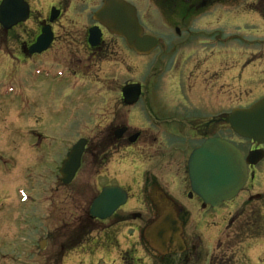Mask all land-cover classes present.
Masks as SVG:
<instances>
[{
  "label": "flooded vegetation",
  "instance_id": "obj_1",
  "mask_svg": "<svg viewBox=\"0 0 264 264\" xmlns=\"http://www.w3.org/2000/svg\"><path fill=\"white\" fill-rule=\"evenodd\" d=\"M102 1L100 4L89 7L86 12L88 20L84 21L79 30L77 26L71 29L72 32H75L73 37L76 40L72 41L70 46H67L70 50L68 53L59 52V49H56L57 53L53 52L56 46L57 27L63 16L62 4L50 5L46 16H44L41 9L34 8L27 1L30 13L26 22L8 30H4L0 25V34H4L7 40L14 39V33L20 36V41H15V43L5 42L0 45V52L8 67L7 69L3 65L5 69L1 67L0 73L5 75L9 71L8 63L12 61H17L19 65L23 66H21L22 70L20 71L19 87L12 85L13 88L18 90L16 94L19 95L21 102H27L29 97L38 98L37 91L39 87H42L44 77L46 76L45 79L49 83L52 79L58 78L55 74L59 70L69 73L71 78L76 74L80 75L85 78L82 79L85 83L92 82L93 76L103 77L99 74L102 69L101 65L107 62L109 57H112L113 48L121 47L124 41L121 38L112 36L104 27L93 21V15L101 6ZM129 3L135 7L137 18L145 33L147 32L143 17H158L164 27L173 29L172 33L179 40L165 43L154 35L158 39V46L154 52H158L157 56L159 55V58H154L151 64L152 68L149 69L145 79L141 80L136 77L135 81L124 84L118 78L119 80H117L118 82L115 83L113 89L118 96L120 106L124 105L122 89L125 85L139 84L141 87V94L135 103V115L132 110L106 112L102 119L105 124L100 126V132L105 133V136H102L103 142L102 140L100 143L98 141L93 142L86 137L87 145L81 157L80 168L84 164L87 166L88 163V167L101 170L100 175L104 174L106 178L108 177L111 180L116 179V176L110 170H118V168L109 167L113 156L128 153V148L134 146L142 136V133L136 130L147 133L142 139L147 142L148 148H152L157 144L163 148L169 147L171 151L160 153L158 150V160L155 167L158 169L160 178L149 175L148 190L141 189V196L145 193L149 196L148 203L140 200L137 211H124L123 208L130 201L127 189L129 187L127 186L125 188L128 193L126 204L111 217L116 221L105 227L103 231V235H107L111 230L115 231L119 225H124L129 235H136L137 241L135 240L129 244L125 243L123 247L117 243L111 252L107 251L108 246L105 245L101 250L103 256L111 259L110 264H117V261L119 264H235V253L229 252L228 247L229 244L233 245L232 240H234L230 237V231L233 230L234 232L237 228L236 223L243 220L244 233L247 235L246 240L243 239L245 240L244 243H258L257 245L261 248V251L260 259H257L264 264V258L261 259L264 254V238L262 237L264 235V145L252 141H242L235 144L244 158L250 152H254V156L256 153L255 158L258 155L261 157L260 160L256 159L254 165L248 166L247 182L238 197L216 209L208 206L204 207L202 201L191 192L187 173L183 176L178 172L181 167H174L177 164L175 159L178 155H182L190 145L194 146L193 149L197 148L205 139L218 136L221 132L230 131V126L227 123L230 112L237 108H245L235 106L236 95L249 98L253 91H259L258 89H251L252 77L249 75L250 72L247 74L250 62H246L242 66L228 62L224 64L228 66L226 71L220 75L219 48L230 46L235 50L243 51L242 54H244L246 47H252L256 53H259L258 57L264 62V0H133ZM52 7L60 12L58 17L50 24L53 41L46 51L30 54L29 49L40 35L42 27L49 24L50 9ZM209 8L213 10L209 11ZM209 16L214 21H212V25L216 27L213 30L214 32H209L204 23L207 22L205 20ZM28 23H31L33 28L28 29ZM92 28L98 29L95 39L97 43L94 45L89 43V31ZM63 29L67 30L66 27H63ZM182 34L185 36L181 37ZM21 37H24V39H21ZM211 41H214V43H211ZM11 50H14L16 54L11 55ZM126 50L134 57L135 54L130 49L126 48ZM58 54L59 56L61 54L62 63L59 61ZM77 56L79 57L76 58ZM11 57L13 58L11 59ZM65 60L69 61L67 65L64 63ZM122 67L123 65H121V69ZM92 68L95 71H92ZM135 73L137 76L140 73L138 65L135 66ZM257 76L264 77L262 67H260ZM103 80L100 79L98 82L101 83V87L105 86V89H103L104 94L108 93V85L107 82L104 85ZM261 84L264 85V82ZM7 88H10L9 84L0 85V92L4 93L3 91ZM74 89L75 87H70V91H74ZM236 89H238L237 93ZM45 91L47 92V89ZM159 91L165 93L163 102L156 99V94ZM102 101L106 108L107 100L102 99ZM22 110H26V107H23ZM134 118L136 122L138 121L139 126L144 129L136 127L135 124L137 123L134 122ZM48 122L49 124L43 122L40 125V131L29 129L22 133L21 143L24 146L32 147L34 154H36L34 150L37 151L38 155L42 153L44 156L42 159L45 158V166L41 169L45 168L44 174L48 176L46 179L60 182L61 163L80 138L74 142H62L64 153L60 156L58 122ZM123 127L126 130L125 133L121 139H116L115 131ZM21 128L23 129V126ZM136 133H138L136 141L129 143V139ZM94 144L96 146L100 144L99 157L91 149ZM183 145L185 148H181ZM11 160L10 154H5L4 159H1L0 156V162L4 164L11 163ZM43 175L37 174V183L40 182L38 177ZM169 179L172 180V184H177V197L169 191ZM70 184L62 185L66 188ZM109 185L116 184H106L104 186ZM159 189L162 190V194L173 199L178 207L176 212L178 213L177 218L180 223V237L182 240L179 252H157L149 247L143 237L144 229L153 224L166 208L162 205L164 199L161 194H158L160 193ZM54 191L58 192V188ZM26 198L28 199L27 196ZM239 198L243 202L236 207L234 203ZM31 201L34 202V198H31ZM193 205L200 210L198 212L201 214V216L199 215L202 220L200 224L203 223L206 227L211 226L213 235L207 234L205 237L203 235L194 237L191 234L193 230L190 232L187 229L192 222L190 207H193ZM52 207L54 210L51 216L53 219H57L56 207L54 204H52ZM87 217L92 221H96L90 218L88 212ZM107 221L96 222L105 223ZM53 227L55 225L51 226V228ZM201 228H199L200 231ZM82 229L87 230V227L83 226ZM72 236L73 238H65L63 242H57L53 245L54 249L52 252L50 251V256L54 262L69 257L76 250V248H73L76 244L75 233ZM125 240H128V236ZM240 243L242 242L238 241V244ZM136 245L143 248L146 257L135 254V251H138ZM6 247H10V244L6 243ZM222 248L226 252H220ZM115 249L119 250L118 257L111 258ZM2 258L5 259L6 255Z\"/></svg>",
  "mask_w": 264,
  "mask_h": 264
},
{
  "label": "rangeland",
  "instance_id": "obj_2",
  "mask_svg": "<svg viewBox=\"0 0 264 264\" xmlns=\"http://www.w3.org/2000/svg\"><path fill=\"white\" fill-rule=\"evenodd\" d=\"M22 1L25 3L28 1L34 8L41 9L44 16H46V12L50 5L62 4L63 16L57 27V39L56 46L53 50L54 53H57L56 49H59V52L64 51L65 53L70 51L67 46H70L71 42L76 40L75 37H73L75 32H72L71 29L77 26L79 30V27L82 26L84 21L88 20L86 12L89 10V7H92L94 4H100L101 2V0ZM126 1L133 2V0ZM53 10L58 12L55 7H52L50 9V16ZM208 10L212 11L213 9L209 8ZM210 17L211 16L207 17V20H205L207 22L204 23L209 32H214L213 30H215L216 27L212 25L213 20ZM143 21L146 24L145 30L147 34L156 35L165 43L179 40V38H176L172 33L173 29H168L163 26L160 18L143 17ZM164 25L166 26L165 22ZM63 27H66L67 30H64ZM27 28H33V25L28 23ZM69 33L72 35L70 36ZM14 35V39L10 38L7 40L4 34H0V45L5 42L15 43V41H20L19 34L14 33ZM184 36V34L181 35V37ZM21 39H24V37H21ZM211 43H214V41H211ZM126 48L124 43L121 47L117 46L113 48L111 52L112 57H109L108 61L101 65L102 69L99 74L103 76L102 78L93 76L91 79L92 82L85 83L82 80L85 78L82 76L76 74L71 78L69 73L59 70V72L55 74L58 78L52 79V83H48L45 79L46 76L44 77L42 87H39L37 91L39 95L38 98L29 97L27 102L24 103L20 101L19 95L16 94L18 90L12 86L15 85L19 87L20 71L23 66L21 64L19 65L17 61H12L8 63L9 71L5 73V75L0 73V85H10V88L3 91L4 93L0 92V156L3 159L5 154H10L12 156L11 166L10 163L4 164L0 162V264H110L111 259H107L103 256L101 251L103 249L102 247L105 245L108 246L107 251L111 252L112 248L115 247L117 243L123 247L125 243L129 244L136 240V235H129L124 225H119L115 231L111 230L107 235H103L105 227L112 225L116 219L110 218L105 223H98L90 220L87 217V212L100 188L106 184H116L124 189L128 186L129 188L127 189L129 191L130 201L123 210L137 211L139 206L138 202L141 200V188L144 183L143 178L145 171H147V175H155L157 178H160L159 172L154 168V162L158 160V150L160 153H168V150L171 151L169 147L163 148L155 144L152 148H148L147 142L142 139L147 133L136 130L140 131L142 136L134 146L128 148V153H122L121 156L118 154L113 156L109 167L118 168V170H110V172L116 176V179L111 180L108 179V177L106 178L104 174L100 175L101 170L90 168L87 163V166L84 164L83 167L80 168L74 181L65 188L56 180L46 179L48 178V176L44 174L46 170L45 168L41 169L45 166V158L44 160L42 159V157H44L43 154L41 153L38 155L36 150H34L36 153L34 154L32 147L27 145L24 146L21 143L22 133L26 132V130L33 129L40 131V125H42L43 122L49 124L48 121H56L58 122L57 125H59L58 136L60 156H62L64 153L62 142H74L81 137H87L93 142L98 141V143H100L102 136H105V133L100 132V126L105 124L102 119L106 112L108 113L111 110H132V113L135 115V105L132 107L120 106L117 98L118 96L113 86L119 79L124 84L129 81H135L136 77L144 80L145 76L149 73V69L152 68L151 64L154 58L158 59L159 55L157 56L158 52L156 51L148 57L137 55L133 57L130 53L126 52ZM219 49L220 75L224 74L226 71L228 66L224 64L228 62L236 63L235 65L239 66L246 64V62H250L247 74L250 72L249 75L252 77L251 89L259 90L258 92L253 91L249 98H242V96L239 97L235 94V106L248 107L263 98L264 85L261 83L264 82V77L257 75L260 67L264 69V62L258 57L259 53H256L252 47H246L244 54H242L243 51L239 49L235 50L230 46ZM13 54L16 53L14 50H11V55ZM78 57L79 56L76 58ZM12 58L13 57H11V59ZM58 58L59 61H61V54L60 56L58 54ZM68 62L69 61L66 60L64 61L66 65ZM3 65L8 69L7 63H5V59L0 52V68L3 67ZM121 65H123L122 69ZM136 65L139 66L140 70L138 76L135 73ZM92 71H95L94 68H92ZM100 79H104L102 82L104 85L107 82L108 93L106 92L103 94L105 86L101 87V83L98 82ZM71 86L75 87L74 91H70ZM45 89H47V92ZM237 90L238 89H236V93ZM102 99L107 100L106 108L104 103H102ZM156 99L163 102L165 93L159 91L156 94ZM23 107H26V110H22ZM133 120L136 122L135 118ZM135 125L139 129H144L142 126H139L138 123ZM22 126L23 129L21 128ZM25 126L27 127L24 128ZM218 136L231 140L228 138L229 136L237 142H240L239 139L232 136L230 131L221 132ZM91 147V149L96 152V156L99 157L100 144H97V146L94 144ZM181 147L185 148L184 145ZM192 147V145L187 147L185 153L178 155L175 159L177 164L174 165V167H181V170H178V172L183 176L186 174V160L184 154H187ZM140 154L149 158L153 156V158L146 163L142 156L137 157ZM32 172L35 173L30 175ZM39 173L40 175H44L38 177L39 183H35L37 174ZM171 181L172 180L169 179V191L173 196H176L178 194L176 189L177 184H172ZM161 182L163 183V181ZM166 186H168V184H166ZM26 187H28V189L32 188L35 195L34 202L30 201L24 203V201H21L20 195L22 192L26 191ZM57 188L58 192L54 191ZM29 195H32V193H29ZM142 201L147 203L146 199ZM242 202L243 200L239 198L234 204L237 207V205ZM52 204L56 207L58 213L57 219H53L51 216L54 210ZM190 210L192 211V222L187 229L190 232L193 230L194 233L192 232L191 234L194 237L202 235L205 237L207 234L213 235L211 226L206 227L205 224H200L202 221L199 217L201 214L198 213L200 210L194 205L190 207ZM52 225H55V227L51 228ZM83 226H86L87 230L82 229ZM236 226L237 228L234 232L233 230L230 231V237L234 238V240H232L233 245H228L229 252L235 253V264H262V262L257 259L261 251V248L257 245L258 243H244L247 236L243 229L244 221H238ZM200 227H202L201 231L199 230ZM74 233L76 244L73 248H76V250L72 252L69 257L54 262L50 256V251L52 252L54 249L53 245L57 242H63L65 238H73L72 235ZM127 236L128 240H125ZM262 237L264 238V235H262ZM95 239H99L100 243L94 245L97 242ZM238 241L243 244H238ZM40 242H45V245L40 247ZM6 243H9L11 247H6ZM136 247L138 251H135V254L137 253V255L142 257L145 256L143 248L140 245H136ZM223 249L224 248H222L220 252H226V250ZM112 253L111 258L118 257L119 250L115 249ZM4 255H6L5 259L2 258ZM263 258L264 254L261 256V259ZM116 263L119 264L118 261Z\"/></svg>",
  "mask_w": 264,
  "mask_h": 264
},
{
  "label": "water",
  "instance_id": "obj_3",
  "mask_svg": "<svg viewBox=\"0 0 264 264\" xmlns=\"http://www.w3.org/2000/svg\"><path fill=\"white\" fill-rule=\"evenodd\" d=\"M28 14L29 7L22 0L1 1L0 24L5 28L25 21ZM56 16L53 10L50 21L52 22ZM93 19L112 35L123 38L127 47L139 55H148L157 47V39L144 34L143 28L139 25L136 9L124 0H104ZM97 31V28L90 30L89 42L92 45L96 43ZM51 42L50 27L45 26L35 44L30 47L29 53L43 52ZM139 94V85L123 88L124 101L127 105L135 103ZM228 123L237 136L264 144V98L247 109L234 110L228 118ZM122 133L123 130H120L116 136L120 137ZM85 143V140H80L62 163L60 174L64 184L70 183L75 177ZM251 155L245 161L232 143L218 137L205 140L188 157L187 172L192 192L203 201L204 205L212 208L233 199L246 183L247 165L254 164L256 161ZM126 199L127 195L121 188L105 187L93 201L90 215L93 218L105 220L124 205ZM165 206L161 216L144 229L143 235L150 246L160 250L159 252L169 251L174 246L179 251L181 242L178 221L172 211L173 205L166 203Z\"/></svg>",
  "mask_w": 264,
  "mask_h": 264
}]
</instances>
